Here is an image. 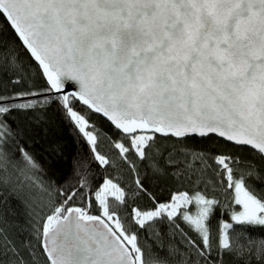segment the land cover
<instances>
[{
	"label": "snow or ice",
	"instance_id": "snow-or-ice-1",
	"mask_svg": "<svg viewBox=\"0 0 264 264\" xmlns=\"http://www.w3.org/2000/svg\"><path fill=\"white\" fill-rule=\"evenodd\" d=\"M0 15L38 62L46 82L39 91L0 95V168L6 170L9 156L14 155L5 151L14 133L3 117L42 108L53 93L101 166L111 161L99 153L100 133L75 110L77 101L102 113L130 141L140 160L151 159L146 149L154 146V134L216 135L249 146L264 158V0H0ZM4 71L17 76L14 85L28 79L13 48H0V72ZM138 131L154 134L137 135ZM114 147L126 161L131 149L120 142ZM16 151L25 166L21 174L38 167L24 148ZM192 156L205 158L203 153ZM168 159L171 162V154ZM215 160L226 175L224 191H231L232 202L241 208L233 210L231 220L241 227L239 237L258 245L259 259L264 240H252L248 232L251 226H264V197L247 183L259 175L253 168L237 176L233 165L239 161L231 156L217 155ZM87 183L81 176V188ZM136 183L143 190L141 181ZM109 194L118 203L110 204ZM76 195L75 191L67 195L43 223L40 234L49 264H167L150 248L146 252L118 216L115 209L126 202V193L111 179L106 177L95 193L111 223L90 215L87 208L69 207ZM193 201L198 212L178 217L177 210ZM218 203L199 192L194 197L173 194L169 204L155 209L133 208L132 220L144 228L164 213L169 220L182 218L200 238V244L187 240L190 249L204 264H214L207 222ZM234 224L221 222V253L233 250ZM0 240V248L7 245L6 237ZM11 251L16 258L9 264H25L15 248ZM180 264H188L187 259Z\"/></svg>",
	"mask_w": 264,
	"mask_h": 264
},
{
	"label": "trees",
	"instance_id": "trees-1",
	"mask_svg": "<svg viewBox=\"0 0 264 264\" xmlns=\"http://www.w3.org/2000/svg\"><path fill=\"white\" fill-rule=\"evenodd\" d=\"M0 48H13L28 73V79L22 84L14 85L12 80L17 78L15 74L0 72V95L12 96L17 91H39L46 87L38 66L2 15ZM73 106L100 133L98 151L111 161L110 164L101 166L92 159L86 139L67 117L61 101L52 94L42 108L12 111L3 117L14 133L5 145V151L14 155L9 156L6 170L0 168V237H6L8 241L7 245L0 248V264H9L16 258L12 248L16 249L25 264H49L40 234L43 223L73 191L77 195L69 203V207L87 208L90 215L99 216L106 223H111L102 215V209L95 199V193L106 177L126 193V202L115 209L122 222L138 236V242L146 252L150 248L156 257L166 260L167 264H180L185 258L188 264H196L197 261L204 264V260L198 258L187 243L190 238L200 244L199 236L185 220L177 217L169 220L165 213L154 222H148V226L140 228L133 222L131 210L155 209L158 204H169L173 194L187 193L192 196L197 192L219 202L207 222L213 243L210 260L214 264H264V254L257 258L258 245L239 237L241 227L231 220L233 210L240 211L241 208L232 202V192L224 191L227 188L226 175L222 166L217 165L215 157L227 155L238 160L239 164L233 165L238 168L237 176L254 168L259 179L253 175L248 178L247 183L260 197H264V158L250 148L235 146L214 136H193L179 140L155 136L152 142L154 146L146 149L151 159L140 160L130 141L106 120L78 102ZM116 142L131 149L126 161L121 160L119 149L114 147ZM17 147L24 148L38 167L26 169L21 174L20 169L25 166L16 151ZM192 153H203L205 158L203 161L194 160ZM170 154L171 162L168 159ZM13 164L16 166L13 167ZM153 164L155 168L152 167ZM81 176L87 178L85 188L80 186ZM5 178L7 183L3 182ZM137 180L141 181L143 190L138 188ZM108 200L110 204L118 203L113 196H108ZM186 210L192 213L196 208L193 205L181 207L178 217ZM221 222L234 224V230H230L233 238V250L230 252L221 253L218 247ZM248 235L257 242L264 240V226H251ZM170 248L177 251L170 253Z\"/></svg>",
	"mask_w": 264,
	"mask_h": 264
},
{
	"label": "water",
	"instance_id": "water-1",
	"mask_svg": "<svg viewBox=\"0 0 264 264\" xmlns=\"http://www.w3.org/2000/svg\"><path fill=\"white\" fill-rule=\"evenodd\" d=\"M3 18L6 20V22L8 23V25L10 26V28H11V30L13 31V33L15 34V36H16V38L18 39V41L20 42V44L23 46V44H22V41L19 39V37H18V34L15 32V30L11 27V24H10V22L9 21H7V19L3 16ZM23 48L25 49V47L23 46ZM25 51H26V49H25ZM27 52V51H26ZM28 53V55H29V57L32 59V61L38 66V62L37 61H35L34 60V58H32L31 56H30V53L29 52H27ZM39 68V67H38ZM39 70H40V72H41V69L39 68ZM43 79H44V81H45V78L43 77ZM69 91H71V89H69ZM53 96H55V94L53 93L52 94ZM82 107H84V108H86V109H88L87 108V106H84V105H82V102H79V101H77ZM89 110V109H88ZM90 111V110H89ZM90 112H92L93 114H96V115H98V116H100L101 118H103L104 120H106L112 127H113V129H115L116 131H118L119 133H121L119 130H117L114 126H113V124L110 122V121H108L103 115H102V113H95L94 111H90ZM136 134H149V135H153L154 133L153 132H151V131H148L147 133H141V132H137ZM155 136H158V137H162L160 134H154ZM193 136H195V137H198V138H203V137H200V136H198V135H189L188 137H193ZM211 136H214V137H216V138H219L218 136H216V135H211ZM169 137H171V136H169ZM172 138H174V139H183V138H176V137H172ZM219 139H221V140H223V141H225V142H227L225 139H223V138H219ZM227 143H229V144H232V145H235L234 143H232V142H227ZM235 146H237V145H235ZM244 147H247V148H250L251 149V147H249V146H244ZM252 150V149H251ZM102 219V218H101ZM103 220V219H102ZM44 240H45V238L42 236V246H43V250H44ZM44 252H45V250H44ZM45 254H46V252H45ZM46 256H47V254H46Z\"/></svg>",
	"mask_w": 264,
	"mask_h": 264
},
{
	"label": "rangeland",
	"instance_id": "rangeland-1",
	"mask_svg": "<svg viewBox=\"0 0 264 264\" xmlns=\"http://www.w3.org/2000/svg\"><path fill=\"white\" fill-rule=\"evenodd\" d=\"M137 135H140V134H137ZM147 135H149V134H147ZM108 196H111V194H109ZM195 195H192V196H189V197H194ZM190 205H193L194 206V208H196V210H194V212H189V211H185V212H189L190 214H193V215H195L197 212H198V206L195 204V202L193 201L192 203H190V204H187V205H182L181 207H188V206H190ZM179 210V209H178ZM177 210V211H178ZM166 214V213H165ZM102 215H103V213H102ZM167 215V214H166ZM106 218V217H105Z\"/></svg>",
	"mask_w": 264,
	"mask_h": 264
}]
</instances>
